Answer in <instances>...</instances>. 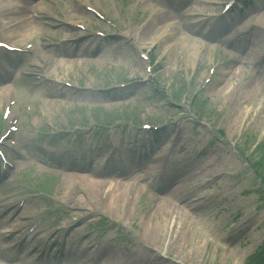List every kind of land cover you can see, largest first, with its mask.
<instances>
[{"label":"rangeland","instance_id":"1","mask_svg":"<svg viewBox=\"0 0 264 264\" xmlns=\"http://www.w3.org/2000/svg\"><path fill=\"white\" fill-rule=\"evenodd\" d=\"M24 1L26 7H31V12L0 13V19L5 18L10 22L6 27V35L18 44L31 40L35 45L44 47L43 36L73 38L78 34L49 25L51 21L48 14H57L56 5L63 7L67 4L76 22L106 29L92 15L69 0ZM89 1L102 11L107 5L116 8L115 17L120 18L116 22L124 34L131 35L146 49L156 46L153 56L155 63L162 66L158 76L160 86L176 95L182 90L181 102L189 101L211 64L217 59L226 60L205 90L203 107L198 104L201 107L197 111L204 117L203 121L223 133V139L222 143L214 144L213 137L205 127H195L188 118H182L184 130L178 137L181 152L177 170L167 171L163 165L164 155L173 149L166 143L168 135L165 133L149 146L142 157L132 153L133 167L121 172L118 177H108L103 172L106 167H120L113 163L103 164L100 158L96 159L95 166L89 167L86 159L76 157L75 164L82 166L79 171L67 166V162L60 161L64 167L71 169L70 174L63 179L22 160L19 169L24 168V172H18L19 178L36 172L37 178L45 183L49 192L57 196L58 201L84 210L74 211L75 215L103 212L123 226L135 227L138 239L141 238L149 248L162 253L159 256L144 249L123 228L122 232L114 228L106 232L107 238L102 241V250L105 242H109L103 255H95L97 251L89 254L74 249L50 263L95 264L91 258L94 255L100 259L103 257L102 264H257L255 256L264 245V199L257 190L260 187L259 179L250 174L247 162H243L232 148L236 146L247 154L257 142L264 141V104L255 92L256 88L264 92V0H254L244 9L227 14L216 27L211 26L210 20L201 22L203 18L194 15L206 12V2L215 0H127V7L132 14L131 24L124 22L114 0ZM154 4L167 6L171 18L156 13L150 23L141 26L147 13L153 12ZM220 10V7L214 8L215 13ZM170 22L172 25H169ZM107 31L113 32L112 29ZM213 43H219V46ZM87 44L85 41L61 45L57 53L53 54L58 58L54 75L85 86L92 83L96 87L141 81L126 91L105 96L73 95L70 91L48 84L37 90L24 76L29 71V60L11 56L13 74L5 78L0 76V109L8 100L1 93L3 90L9 91L11 85L15 87L17 109L21 117L26 103L33 104L34 116L31 119L24 116L21 122L20 135L25 142L30 143L29 139L36 137V129L42 126L40 113L58 125H64L65 120H71L70 115L84 110L92 112L95 120L101 113L104 123L120 126L124 123L119 119L124 116L140 125L145 122H169L182 114H177L172 106L165 107L161 96L153 98L150 88L143 83L147 77L144 64L126 40L103 45L100 53ZM247 69L253 70L255 76L249 78ZM40 98L45 99L43 110L37 107ZM120 130H123V134L119 133L122 141L127 135L130 137L129 129L122 126ZM94 139L104 145V150L98 152L97 156H106L109 148L106 143L111 140L108 132H100L94 135ZM208 142H212L211 147L201 158L196 159L195 152ZM218 171L224 173L221 178L204 183ZM138 178L140 180L136 182ZM157 179L159 182L156 184ZM110 180L111 183H104ZM148 184L153 185L150 193L144 192V186ZM255 189L256 192L252 191ZM4 193L0 189V197ZM166 200H171L173 206H169ZM36 205L35 202L32 213L37 210ZM2 210L0 203V213ZM90 220L87 222L93 223L100 218L92 217ZM83 227L77 229V235L88 228L85 225ZM204 234L215 235L224 242L225 248L215 249L208 245ZM37 252L36 247L31 245L25 247L22 253L16 252L27 262L12 261V253L10 257H1L0 264H41L42 260L41 263L34 262L39 258ZM47 255L49 260L52 253Z\"/></svg>","mask_w":264,"mask_h":264},{"label":"trees","instance_id":"2","mask_svg":"<svg viewBox=\"0 0 264 264\" xmlns=\"http://www.w3.org/2000/svg\"><path fill=\"white\" fill-rule=\"evenodd\" d=\"M258 153L261 157L260 161L255 165V167L257 168V172L260 174L262 182L264 184V144H260L257 147Z\"/></svg>","mask_w":264,"mask_h":264},{"label":"bare ground","instance_id":"3","mask_svg":"<svg viewBox=\"0 0 264 264\" xmlns=\"http://www.w3.org/2000/svg\"><path fill=\"white\" fill-rule=\"evenodd\" d=\"M0 9H1L2 11H3V9H4V8L2 7V4H1V3H0ZM7 93H8L7 91L3 90L2 93H1V96H2V97H8Z\"/></svg>","mask_w":264,"mask_h":264}]
</instances>
